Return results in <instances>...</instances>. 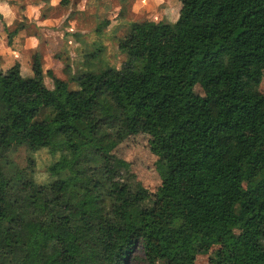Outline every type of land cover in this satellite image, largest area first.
Listing matches in <instances>:
<instances>
[{
  "label": "trees",
  "instance_id": "1",
  "mask_svg": "<svg viewBox=\"0 0 264 264\" xmlns=\"http://www.w3.org/2000/svg\"><path fill=\"white\" fill-rule=\"evenodd\" d=\"M178 1L173 23L135 21L119 39L139 68L84 72L72 89L39 52L31 76L0 66V122L5 87L29 114L0 140V264H128L138 250L146 264H264V0ZM139 133L155 200L113 153ZM21 148L59 154L48 181Z\"/></svg>",
  "mask_w": 264,
  "mask_h": 264
},
{
  "label": "rangeland",
  "instance_id": "2",
  "mask_svg": "<svg viewBox=\"0 0 264 264\" xmlns=\"http://www.w3.org/2000/svg\"><path fill=\"white\" fill-rule=\"evenodd\" d=\"M31 4L37 5L35 12L24 13ZM179 9L178 0H0V66L6 72L13 60H17L21 74L31 76V55L39 52L44 72L50 70L53 76L67 81L70 88L77 89L80 87L78 77L84 72L105 66L120 68L124 64L129 68H139V59L118 49L119 39L135 21L171 24L177 19ZM4 14L7 15L6 20L3 19ZM44 18L45 24L37 26ZM18 27L21 28L9 43L8 32ZM26 37L36 38L33 48H23ZM11 47L18 54H9ZM43 85L53 88V80L46 73ZM258 90L264 95V76ZM193 92L197 98L204 97L199 84L193 87ZM4 94L8 115L0 122V140L3 143L11 142L29 118L28 112L18 107L17 99L7 87ZM2 125H7L8 129ZM258 132L254 129L247 133ZM149 140L150 136L144 133L130 135L114 148L113 153L128 162L135 180L146 189L149 199L155 200L161 180L156 171L157 157L150 151ZM29 157L35 162L37 181H48L47 167L59 154L52 155L46 149L28 152L23 148L15 154V160L22 166H26ZM136 255L128 264H146L140 250ZM208 257L209 254L198 255L196 263L207 264Z\"/></svg>",
  "mask_w": 264,
  "mask_h": 264
},
{
  "label": "crops",
  "instance_id": "3",
  "mask_svg": "<svg viewBox=\"0 0 264 264\" xmlns=\"http://www.w3.org/2000/svg\"><path fill=\"white\" fill-rule=\"evenodd\" d=\"M30 6H31V8H30V7H27L26 10L24 11V13H26V12H35L34 9L36 8L37 5H35V4L32 5V4H31ZM32 8H33V10H32ZM0 12H2V11H0ZM22 13H23V12H22ZM0 14H2V13H0ZM6 16H7V15L4 14V17H3L4 20L7 19ZM45 21H46V20H45V18H44V20H43L41 23H40V22L37 23V24H38L37 26H39V25H41V24H45ZM24 29H25V28H24ZM24 29H23V30H24ZM23 30H22L21 32H23ZM19 36H22V34H19ZM36 37H37V36H36ZM35 39H36L35 37H32V38H31V37H29V38L26 37V38H25V41L22 43L23 48H27V49H31V48H33V46H35V44H34ZM22 50H25V49H22ZM13 52H15V50L11 47V48L9 49V54H11V53H13ZM15 54H18V53L15 52ZM15 61H17V60H13L12 63H14Z\"/></svg>",
  "mask_w": 264,
  "mask_h": 264
}]
</instances>
